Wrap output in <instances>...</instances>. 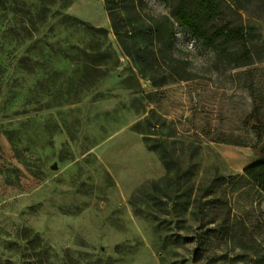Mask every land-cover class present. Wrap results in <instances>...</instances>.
I'll use <instances>...</instances> for the list:
<instances>
[{
    "label": "rangeland",
    "instance_id": "1",
    "mask_svg": "<svg viewBox=\"0 0 264 264\" xmlns=\"http://www.w3.org/2000/svg\"><path fill=\"white\" fill-rule=\"evenodd\" d=\"M224 5L249 64L175 22L142 75L104 0H0V264H264V0Z\"/></svg>",
    "mask_w": 264,
    "mask_h": 264
},
{
    "label": "trees",
    "instance_id": "2",
    "mask_svg": "<svg viewBox=\"0 0 264 264\" xmlns=\"http://www.w3.org/2000/svg\"><path fill=\"white\" fill-rule=\"evenodd\" d=\"M169 12L167 15H155L147 9L145 0H104L108 11L110 25L122 52L129 57L135 68L142 75H146L147 57L149 49L156 54L174 47V23L186 28L191 35L209 46L218 56L228 60L236 53V66L250 63L248 47L245 44V32L242 27L233 25L225 18L224 0H159ZM105 35L104 30H100ZM237 41L239 51L233 52L230 43ZM162 82H157L160 85ZM257 109L246 118V123L252 129H259ZM256 163L244 168L237 176L256 186L264 193V148L255 149ZM162 163L166 170V179L173 164L170 153L162 147L160 150ZM155 190L165 193L160 186ZM209 193L208 188L203 194ZM199 196L195 197L197 201ZM213 222V219L210 220Z\"/></svg>",
    "mask_w": 264,
    "mask_h": 264
},
{
    "label": "clouds",
    "instance_id": "3",
    "mask_svg": "<svg viewBox=\"0 0 264 264\" xmlns=\"http://www.w3.org/2000/svg\"><path fill=\"white\" fill-rule=\"evenodd\" d=\"M164 14H165V15H167V13H166V12H165ZM189 47H191V45H189Z\"/></svg>",
    "mask_w": 264,
    "mask_h": 264
}]
</instances>
